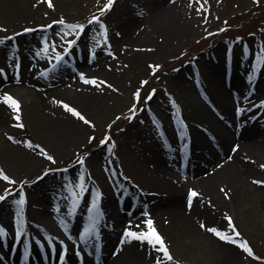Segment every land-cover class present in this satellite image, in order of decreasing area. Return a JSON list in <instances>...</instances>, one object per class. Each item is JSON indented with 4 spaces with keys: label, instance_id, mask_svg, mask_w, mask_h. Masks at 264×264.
<instances>
[{
    "label": "bare ground",
    "instance_id": "bare-ground-1",
    "mask_svg": "<svg viewBox=\"0 0 264 264\" xmlns=\"http://www.w3.org/2000/svg\"><path fill=\"white\" fill-rule=\"evenodd\" d=\"M151 2L149 9L145 7L148 17L143 18L144 15L147 16L144 9L143 14L138 17L129 12L130 14L120 20L116 27L119 37L122 36L127 41L153 42L156 34L162 37L164 35L165 44L158 46L160 54H163L166 49L172 48L174 40H180L186 30L188 2ZM53 3L54 8H40L37 0H0V24L6 29H0V64H4V71L0 72V168L14 180L23 178L29 171L33 172L47 163L42 155L45 148L51 155L69 150L88 126L66 110L59 101L77 107L83 114L88 112L89 119L90 114L94 116L92 120L100 118L107 111L106 97L100 85L85 83L79 77L80 72L88 76L91 72L89 69L93 70L92 65H95L96 60L90 59L92 56L84 55L79 59L76 57L68 61V67L65 55L71 49L67 48L62 60L57 61L60 64L56 63L61 67L60 71L40 72L48 65L49 60L40 48L30 42V37L35 35L21 31V34L9 36V33L25 29L24 26L30 24L27 22L41 12L61 10L65 0H53ZM141 3L136 1L135 5L143 8ZM58 27L60 26L54 24L52 30L63 31V28ZM11 29H15L14 32ZM37 33L42 31H36L34 34ZM8 39L17 41L18 46H9ZM85 40L87 39L83 34L78 39ZM78 44L79 42L73 48ZM102 57L103 54H99L98 58ZM75 62L84 66V69H75ZM38 66L41 70H38ZM202 73L207 82L202 95L206 100L212 101L209 106L211 108L192 97V92L182 81H171L172 86H176L179 92L182 91L180 99L184 98L190 103L193 110L192 121L187 125L182 121L177 124L176 120L169 116L170 118H161L164 130H146L138 144L139 154L136 156L135 167L127 174L135 184L132 183L133 186L126 188V191L137 199V207L149 205L151 215L154 216V225L163 236L167 247L175 245L176 239L183 235L192 238L200 236L201 239L205 238L206 243L208 239L220 243L209 234V227L216 225L215 221H218L215 216L218 205H223L227 202L225 199H228L231 201V209L235 206L232 201L237 203L239 199L251 197L247 192L254 191L259 186L246 182L247 174L251 178H264V167H261L264 165V142L254 137L255 132L262 127L261 113L256 110L252 114L244 111L241 116L238 112L231 116L226 114H231L228 105L235 100L244 102V107L247 104L244 100L250 99L251 95L248 92L242 96L241 90L250 86L262 88L264 78L257 79L254 84H244L243 78L237 73H232L230 78L224 79L220 69L213 65L206 66ZM227 88L236 89V93L229 92ZM5 94H11L20 101V121L15 120L17 113L3 99ZM215 105L222 107L223 118L229 120L228 124L223 122V118L213 117L210 109L215 110ZM260 110L264 114V109ZM170 119L171 123H175L170 125ZM21 123L23 127L19 126ZM197 125L208 127L213 135L212 139L200 132ZM183 127H186L185 131L181 132L179 138V131ZM185 136L191 138L192 148L187 155L179 158V155L172 153L169 148L176 137L180 140ZM29 139L33 141L32 148L27 146L26 141ZM36 144L40 147H36ZM237 145L239 147H236ZM248 157H255L254 165ZM92 168L96 180L101 182V207L106 211L104 214L100 212L102 215H94L95 225L91 232L100 236L104 243L99 257L94 259L75 251L74 244L78 241L89 242L91 234L89 232L87 241L82 240L80 234L86 226L81 225V228L79 224L68 222L66 193L56 187L55 178L47 173L34 187L28 188L30 196L25 210L23 209L26 222L24 231L19 236L16 234L19 227L16 217L21 213V209L18 211L15 208V219L12 220L8 213L14 211V206L11 207L8 198L0 202V225L7 230L5 235L0 236V264H149L155 260L152 243L125 236V229L144 230L146 225L143 221L133 218L127 227L120 229L125 226V215L117 211L110 196L124 192V188L115 179H110L108 173L100 172L94 163ZM5 184V180L0 177V188ZM191 189H195L199 195L193 197L189 206L188 196ZM217 190H221L224 197L218 195ZM253 194L264 203V191ZM89 197H93L92 191L86 192L80 201L73 196L75 201L71 202L69 209L79 213ZM55 202L64 206V210L59 214L52 213L47 206ZM91 202L90 200L89 203ZM92 208L99 209V206ZM129 214L132 216L131 212ZM202 223L204 227L201 226ZM222 243L228 247L227 251L230 253L225 252L223 256L233 259L235 254L232 250L235 246L228 242ZM65 247L66 258L62 262L59 255Z\"/></svg>",
    "mask_w": 264,
    "mask_h": 264
},
{
    "label": "rangeland",
    "instance_id": "rangeland-1",
    "mask_svg": "<svg viewBox=\"0 0 264 264\" xmlns=\"http://www.w3.org/2000/svg\"><path fill=\"white\" fill-rule=\"evenodd\" d=\"M136 1L142 2L143 8L135 5ZM166 1L168 3L169 0ZM186 1L188 2L186 30L180 36V40H174L172 48L166 49L163 54H160L158 46L165 44L164 35L162 37L160 34H156L153 42L150 40L146 42H143L145 40L127 41L122 36L119 37L116 27L120 20L125 19L130 14L129 12L138 17L143 14L142 10L144 9L147 14L146 8L152 4L151 0H114L113 7L103 13L98 10L103 8L107 0H65L61 10L41 12L30 19V22H27L30 24H25L28 27L24 26L25 29H32L26 33L35 35L30 37V42L43 49L51 61L68 47L67 40L73 38L68 34L71 30L67 29L66 25L56 23L63 28V31L52 30L54 27L52 21H59L64 18L67 22L86 23L91 20L93 15L100 16L107 26V38L105 39L104 31L98 26V22H92L86 27V34H83L87 40L78 41V45L83 51V56L93 54L90 59L96 60L95 65H92L94 66L93 70L89 69L91 72L88 73V76H96L101 81L107 80L113 87L99 84L106 97L107 111L100 118L93 119L95 127L88 125L78 137L77 142L68 148L69 150L53 154L54 160L49 161L45 157L47 162L45 165L33 172L29 171L21 179L15 178L18 184L12 186L16 187L17 191L11 192V195L7 197L11 207H17L18 204L15 201L19 199V194L22 192L26 195V203L23 206L19 205L23 213L30 196L28 188L34 187L36 182L43 178L42 173H45L47 169H53L47 173L55 178L56 187L66 193L68 222H72L69 215L71 211L69 203L74 191L76 193L93 192V197H89L85 201L84 207L81 208L82 214L77 213L75 221L72 222L86 227L91 225L89 219L94 218L99 210L101 213H106L101 207L102 193L99 189L101 182L96 180L92 171V163H94L100 172L105 171L109 174L110 179H115L122 188H125L124 192H117L110 196L113 204H116L117 201L124 202L122 213L125 214V222L123 223L125 226H121L120 229L127 227L133 218L143 222L149 216L154 218L151 215L149 205L137 207V199L133 197V194L126 192V188L132 183L135 184L133 179L131 180V176L128 177L127 174L129 170L135 167L136 156L139 154L138 144L146 130L150 128L164 130L161 118H168L169 116L176 120L177 124L182 121L183 124L187 125L188 122L192 121L191 113L193 110L190 103L184 98L180 99V92L182 91L179 92L176 86H172L171 81L176 82L177 80V83L182 81L186 88L192 92V97L197 98L199 102L203 101L208 108H211L209 106L212 101L206 100L202 95L207 83L202 73L206 66L213 65L219 68L221 77L224 79L230 78L232 73H237L240 78H243L244 84H250V82L254 84L257 79L262 80V77L264 78V0H259V3L257 0H201L204 4L203 7H198L193 0ZM39 5L40 8L49 7L47 0H39ZM146 17L148 14L147 16L144 15L143 18ZM45 24H51V27H39ZM14 30L11 29L13 32ZM36 31H42V33L34 34ZM43 31L48 32L43 33ZM9 36H13L12 33H9ZM238 37L239 39H237ZM45 40H47V48H45ZM7 42L9 46L17 47L19 44L12 39H8ZM113 52L116 53L115 56L111 54ZM101 53L103 57L98 58ZM65 60L68 65L67 55H65ZM156 64H159L160 67L153 70V66ZM3 65L0 64V67L4 68ZM74 65L77 70L84 69V66L78 65L76 62ZM39 69L41 70L38 66ZM60 69L59 66H56L54 72L57 73ZM42 70L47 69L43 68ZM141 81H146V83H141ZM137 90H139V98L135 95ZM227 90L233 94L236 93V89L227 88ZM247 93L251 95L250 99L244 100L247 101V104L243 107L244 102L235 100L228 105L231 114H226L231 116L238 112L241 116L244 111L252 114L253 111L257 110V113H261L262 130L256 131L254 137L264 142V114L260 110L264 109V106L259 104L260 100H264V85L262 88L250 86L241 90L242 96ZM134 104L136 108L132 107ZM218 106H216L217 110L223 114L222 107ZM237 109L241 110L238 111ZM210 110L213 117L217 118L216 113L212 109ZM84 115L88 117V112L85 111ZM93 117L90 114V118ZM223 122L228 124L229 120L223 118ZM172 123L170 119V125ZM197 126L199 128V125ZM185 128L183 127L179 134L184 132ZM106 134L109 136L108 141L101 143ZM89 137L94 138L90 139ZM177 138L172 141L170 150L172 153H176L177 145L180 143ZM81 156L84 157L82 164L78 163ZM248 158L251 159L250 163L254 165L255 157ZM262 161L264 163V157ZM254 179L256 178L246 175V182H251L260 188L256 187L259 189L255 188L254 191H248L247 194L251 196L249 199H239L237 203L232 201L236 207L231 209V201L225 199L227 202L218 205V212L215 214L218 218V221H215L216 225L209 227L210 229L217 227L225 231L233 236V240L247 241L254 254H249L233 241H225L221 237H217L209 230V234L220 243L210 239L206 243L205 238H202L203 241L200 236L193 238L189 235L179 236L175 245L168 247L173 257L172 260L164 256L158 250L159 245H156L154 248L152 247L155 260L149 264H176V261H179L180 264H264V203L253 194V192L264 191V185L254 183ZM5 182V186L0 188V195L10 183L9 181ZM81 183L83 187H81ZM19 184L23 185L22 190ZM217 194L223 196L221 190H217ZM93 199L97 200L99 209L92 208L89 202ZM47 206L52 213L56 212V214L64 210V206L62 207L59 202L50 203ZM129 212L132 213V216ZM14 213L15 208L14 211L8 213L12 220L15 219ZM228 217H231L232 220L229 221ZM232 224L236 226L234 229L231 228ZM236 232H239L240 235L236 236ZM99 237L93 235L91 239L95 241V238ZM222 242H228L235 246V249L232 250L235 254L233 259L223 256V253H229L227 251L229 249L222 245ZM76 244L81 250H86L83 248L84 245H79V242L74 244L75 248L77 247ZM157 257H159V262Z\"/></svg>",
    "mask_w": 264,
    "mask_h": 264
},
{
    "label": "snow or ice",
    "instance_id": "snow-or-ice-1",
    "mask_svg": "<svg viewBox=\"0 0 264 264\" xmlns=\"http://www.w3.org/2000/svg\"><path fill=\"white\" fill-rule=\"evenodd\" d=\"M194 3L197 4L198 7H203L204 4L201 2V0H193ZM39 3V0H37V4ZM257 3H259V0H257ZM47 4L49 7H55L53 0H47ZM114 4V0H107V2L104 4L103 8L99 9L98 11H100L101 13L105 12L106 10H110L113 7ZM45 15H47V13H45ZM92 22H98V26L103 29L104 34H105V39L107 38V26L105 24V22L100 18V16L97 15H93L91 17L90 21H87L86 23H77V22H67L64 18H61L59 21H52V24H56L59 23L61 25H66L67 29L71 30L68 34L70 36H72L73 38L68 39L67 40V46L68 49H72L74 45L77 44L78 39L81 37L82 34H86L85 29L88 25H90ZM39 27H43V28H49L51 27V25L49 24H45V25H40ZM0 29H5V26L0 24ZM21 31H32V29H21ZM13 36L16 35V33H12ZM7 39V37H5ZM239 39V37L237 38ZM45 48H47V40H45ZM67 50V49H66ZM113 56L116 55V53H111ZM55 59L57 61L62 60V55L61 54H57ZM109 67H111L109 65ZM160 65L156 64L153 66V70H155L156 68H159ZM3 69H0V72H3ZM79 77L84 80L85 83H89L92 85H98V84H104L107 85L108 87H113L112 84L109 83V81L107 80H103L101 81L100 78L96 77V76H87L84 72H80L79 73ZM249 79H251V77H249ZM141 83H146V81H141ZM154 91V90H153ZM136 97L139 98V90H137L136 92ZM3 99L5 100V102L9 103L15 110V113H17V115H15V120L16 121H20L21 120V116L18 114L21 111L20 108V101L18 99H16L15 97H13L11 94H5ZM147 99V97H146ZM59 103H61L63 105V107L68 110L70 113L74 114L75 117L79 118L81 121H83L84 123H86L87 125H91L92 127H95V124L93 122L92 119H89L87 116H85L80 110H78L77 107L72 106L69 103H66L64 101H59ZM259 104L261 106H264V100H260ZM133 108H136V105L134 104L132 106ZM238 111H240L241 109H237ZM20 127H23V124L21 123L19 125ZM109 127H111V125H109ZM90 139L94 138V137H89ZM10 139H15L14 137H10ZM109 136L106 134L105 139L103 141H101V143H105L106 141H108ZM27 146L29 148L33 147V141L32 140H27L26 141ZM36 147H40V145H36ZM236 147H239L238 145ZM233 151H235V148L233 149ZM43 156L47 157V159L49 161H52L55 159V157L53 155H51L49 153V151L47 150V148L44 149ZM231 159V157H230ZM247 159V157H246ZM84 162V157L81 156L80 159L78 160V163H83ZM261 167H264V165H261ZM53 171V169H47L45 171V173H42V175H45L47 172H51ZM0 177H2L5 181H9L10 183L8 184V187L5 189V191L3 192L2 195H0V201L5 200L7 197H9L11 195V192H16L17 188L13 187V184H18V182L16 180L13 179L12 176L8 175L4 169L0 168ZM37 179H40V177H37ZM254 183L256 184H260V185H264V179H254ZM19 187L23 188L22 184H19ZM81 187H83V184L81 183ZM8 189H10L11 191H9ZM99 195V194H98ZM199 193L195 190V189H191L190 190V194L188 196V201H189V206H191V202L193 200V197L198 196ZM225 195H227V192H225ZM15 203L23 206L26 203V195L23 194L21 192V194H19V199L17 201H15ZM92 207H97V200L93 199L91 202ZM229 221L232 220L231 217H228ZM16 221L19 225V227L17 228L16 234L17 236H19L23 231H24V224H25V220H24V216L23 213L21 212L19 214V216L16 217ZM129 223H131V221H129ZM144 224L146 225V228L142 231H135L132 229H125V236L128 237L129 239L131 238H135L138 239L140 241H144L147 240L150 243L153 244V246L159 245L158 250L164 255L166 256L169 260H172L173 257L169 251V248L167 247V245L165 244L164 238L163 236L159 233V231L156 229L155 225H154V221L153 219L149 216L148 219H146L144 221ZM202 227H204L205 225L202 223L201 224ZM235 224L231 225V228H235ZM6 229L3 225H0V236L5 235L6 234ZM89 228L85 227L83 229V231L80 234V238L82 240L87 241L88 239V235H89ZM211 232H213L217 237H221L223 240L225 241H233L236 244H239L240 247H242L246 252H248L249 254H254L253 253V249L251 248V246L248 244L247 241H243L241 242L239 239L233 240V236L226 233L225 231H222L221 229L217 228V227H212L210 229ZM236 236H239L240 233L236 232L235 233ZM124 241H121V247H123ZM54 247V246H53ZM67 249L66 247L63 249V251L60 253L59 255V259L60 261H64L65 260V253H66ZM157 261L159 262V257H157ZM176 264H180L179 261H176Z\"/></svg>",
    "mask_w": 264,
    "mask_h": 264
}]
</instances>
